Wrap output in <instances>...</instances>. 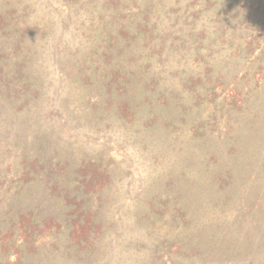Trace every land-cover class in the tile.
Instances as JSON below:
<instances>
[{
  "label": "rangeland",
  "instance_id": "1",
  "mask_svg": "<svg viewBox=\"0 0 264 264\" xmlns=\"http://www.w3.org/2000/svg\"><path fill=\"white\" fill-rule=\"evenodd\" d=\"M193 1L0 0V79L18 73L25 54L29 61L21 81L0 85L24 99L19 105L0 95V264H264V137L251 142L248 135L264 129L257 117L238 138L221 137L222 127L211 133V102L197 97L193 105L183 92L196 126L177 128L178 115L165 124L179 107L157 97L161 120L145 131L114 116L124 94L101 91L110 67L134 65L130 44L115 50L106 45L109 34L133 35L138 10L148 16L160 4L157 23L167 27ZM7 12H28L13 34L38 28L17 50L2 27ZM182 65L174 59L170 66L177 82L182 71L195 80L208 68ZM34 82L29 100L24 86ZM135 93L128 87L124 102ZM245 116L230 115L239 122L225 130ZM89 162L102 182L75 211L67 195L83 178L68 173L71 164ZM29 208H40L38 238L17 234Z\"/></svg>",
  "mask_w": 264,
  "mask_h": 264
},
{
  "label": "trees",
  "instance_id": "2",
  "mask_svg": "<svg viewBox=\"0 0 264 264\" xmlns=\"http://www.w3.org/2000/svg\"><path fill=\"white\" fill-rule=\"evenodd\" d=\"M164 1L162 0V3ZM196 2L197 0L191 2L188 10L179 14L167 27L157 23L159 18L156 13L159 9L162 10V4H160L155 8V12L151 11L148 16L146 12L143 13L144 9L138 10V13L142 15H136L131 23L134 28L133 35H129L127 31L120 32L121 37L119 34L118 36L109 34L106 45L113 46L115 50L120 48L119 45L122 42L126 45L130 44L134 65L122 67L123 61H121L118 68L110 67L112 72L109 75V81L102 86L101 91H106L107 95L110 92L118 96L124 94L120 104L114 110L116 115L114 112L113 115L120 118L124 124L140 122L142 126L147 125L145 131L156 129V123L161 120L162 111L157 110L154 105L157 97L165 104L177 103L179 113L173 116L172 110L171 114H166L169 116L164 122L165 124L173 123L176 115L181 116V122L174 124L181 130L196 126L198 118L192 122L194 116L191 115L194 114V110L191 104L195 105L194 101L201 97L211 102V133L217 127H222L223 130L216 133L233 140L241 135L242 130L248 129L250 121L256 124L258 120L264 127V96L260 95L264 92V0H198V3ZM169 10L171 8L168 9V13H170ZM25 15L27 16L28 12L18 15L7 12L1 18L4 24L2 27H9V32L5 31V35H13L15 38L16 50L23 44L26 32L31 31L33 34L38 29L31 28L22 30L20 34H13ZM27 57L28 54H25V63L20 66L18 73L16 72L13 76H4L0 79V85L6 86V83L14 77L16 81L22 80L21 71L28 72L24 70L29 63ZM174 59H177L178 64L183 63L182 66L191 60L208 64V68L200 78L195 80L189 74L188 77L186 71H182L183 75L177 82L175 78L172 79L175 75L173 71H170ZM163 65L166 67L162 70ZM165 76H167L168 86L162 90L166 82L162 79ZM169 80L170 82L172 80L170 86ZM32 85L24 86V97L29 100L36 96L38 88V83L34 82ZM132 85L136 90L135 97L129 98V102H124L127 99L125 98L126 90ZM183 92L190 97L187 100L191 104L184 103L187 100L186 96L180 95ZM0 95H4L8 102L15 100V103L19 105L24 100L19 101L17 97L14 98V94L3 90L2 87H0ZM220 96L223 99L219 101ZM16 104V108L20 110L23 108ZM241 109L242 112H240ZM235 113L247 116L243 117L241 125L225 130L224 126L231 120H234L232 124L239 122L236 118H229ZM249 132L251 142L258 137H264V129L260 131L251 129ZM89 163L79 165L76 169V165L71 164L72 171L68 173L69 180H77L76 177L80 174L83 178L80 187L72 188L67 195L72 204L71 208L73 207L75 211L81 210V196L96 191L98 184L102 182L100 177H96L94 165ZM225 181V185L222 186L221 183V188L227 189L229 181L227 178ZM257 197L262 198L260 195ZM224 200L230 201L222 198V202ZM39 209L29 208L26 216H20L22 228L20 231L17 230L18 235L25 239L40 237L41 230L35 229L36 226H34ZM87 223L88 226L92 225V222L88 220ZM28 254V248L25 246L24 251L21 252L22 259L25 260Z\"/></svg>",
  "mask_w": 264,
  "mask_h": 264
}]
</instances>
